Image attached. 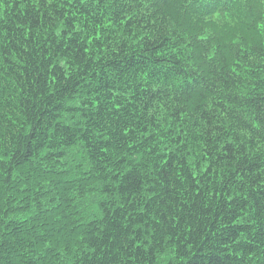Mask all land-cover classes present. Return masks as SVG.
Returning a JSON list of instances; mask_svg holds the SVG:
<instances>
[{
    "label": "trees",
    "instance_id": "trees-1",
    "mask_svg": "<svg viewBox=\"0 0 264 264\" xmlns=\"http://www.w3.org/2000/svg\"><path fill=\"white\" fill-rule=\"evenodd\" d=\"M0 264H264V0H0Z\"/></svg>",
    "mask_w": 264,
    "mask_h": 264
},
{
    "label": "bare ground",
    "instance_id": "bare-ground-1",
    "mask_svg": "<svg viewBox=\"0 0 264 264\" xmlns=\"http://www.w3.org/2000/svg\"><path fill=\"white\" fill-rule=\"evenodd\" d=\"M250 120V119H249ZM252 123H254V122H252Z\"/></svg>",
    "mask_w": 264,
    "mask_h": 264
}]
</instances>
